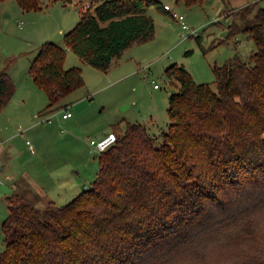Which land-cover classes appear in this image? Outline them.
Segmentation results:
<instances>
[{
    "label": "trees",
    "instance_id": "trees-1",
    "mask_svg": "<svg viewBox=\"0 0 264 264\" xmlns=\"http://www.w3.org/2000/svg\"><path fill=\"white\" fill-rule=\"evenodd\" d=\"M16 1L22 10L41 7ZM89 5L62 44L43 43L29 64L48 99L40 114L84 85L81 67H64L67 49L106 72L153 36L148 7L166 11L160 0ZM242 19L228 25L226 39L242 32L256 48L249 61L235 54L215 65L214 88L182 64L166 68L175 90L159 142L139 122L114 125L96 178L70 201L38 206L19 193L5 197L0 264H264V7ZM14 89L1 70L0 112Z\"/></svg>",
    "mask_w": 264,
    "mask_h": 264
},
{
    "label": "rangeland",
    "instance_id": "rangeland-1",
    "mask_svg": "<svg viewBox=\"0 0 264 264\" xmlns=\"http://www.w3.org/2000/svg\"><path fill=\"white\" fill-rule=\"evenodd\" d=\"M160 1L183 14L185 22L198 30V36H188L189 31L181 27L170 11L151 5L147 14L154 21L153 36L131 45L108 71L82 62L67 49L64 67H81L84 85L69 93L57 108L67 103L72 116L61 122L55 118L53 123L39 121L41 114L37 112L44 110L48 99L33 82L28 67L43 43L62 44L64 32L75 25L80 10L88 8L91 0H39L41 7L32 10H22L16 0L0 2V71L8 72L16 85L9 107L18 105L27 112L22 120L12 124L3 120L7 110L0 113L7 185L11 186L14 180V184L19 183L26 172L39 176L40 183L46 185L55 177L61 180L64 177L72 184L79 167L78 184H72L67 193L64 189L60 192V186L55 188L60 193L54 195L55 204H65L78 193L75 188L82 190L96 178L99 152L89 144L90 139L111 132L114 125L124 130L127 122H139L157 142L161 140V133L169 123V95L175 90L174 78L166 73L168 66L175 62L182 64L197 83H208L214 88L215 65H222L235 54L249 61L256 48L253 39L242 32L226 39L228 25L241 26L242 17L252 16L263 8L264 0H201L190 7L175 0ZM123 59L128 62L120 64ZM11 174L14 179L10 180ZM46 174L48 178L44 177ZM7 213L2 200L0 251L5 245L1 224Z\"/></svg>",
    "mask_w": 264,
    "mask_h": 264
},
{
    "label": "crops",
    "instance_id": "crops-1",
    "mask_svg": "<svg viewBox=\"0 0 264 264\" xmlns=\"http://www.w3.org/2000/svg\"><path fill=\"white\" fill-rule=\"evenodd\" d=\"M163 5L164 4H168L167 2H162ZM170 5V4H169ZM171 6V5H170ZM80 10V9H79ZM167 11V10H166ZM169 11V10H168ZM66 32V31H65ZM64 32V33H65ZM64 35V34H63ZM133 45V44H132ZM131 48V45L126 48L124 52H126L127 50H129ZM122 53V54H123ZM36 55V54H35ZM34 58V57H33ZM129 58H133V56H130ZM124 60V61H123ZM120 64H124V62H128L127 59H123ZM123 62V63H122ZM133 71V69H132ZM8 73V72H7ZM9 74V73H8ZM10 75V74H9ZM16 91V85H15V89H14V93ZM13 96V95H12ZM32 96V94H31ZM25 100L23 99V102H21L22 104H24ZM9 102L7 103V105L4 107V109L0 112V113H3L5 112V110H7V116L3 118V120L6 122V123H9V124H12L13 122H19L20 120L23 119L24 115L27 113L25 111V107H19L18 105H10L9 107ZM47 105V104H46ZM68 107L67 103L64 104ZM21 108H24V109H21ZM37 110V108L35 109ZM34 110V111H35ZM33 111V110H32ZM39 113V111L37 112V114ZM43 113H47L46 112H43ZM72 116V115H71ZM70 116V117H71ZM55 118L57 119L58 122H61L63 120H67L69 119L68 118H62L60 115H57L55 116L51 121H45L47 123H53L55 121ZM16 120V121H15ZM40 121V120H39ZM39 122L37 121L36 123H33V125L35 124H38ZM23 131V130H21ZM110 132V131H109ZM106 134V133H105ZM104 133L102 135L99 136V138L101 136H103ZM33 148V147H32ZM6 152V149L3 147V145L0 143V202L2 200H5V197L9 194H12V193H19V194H22L24 195L25 197H27L28 199H30L32 202L34 203H45L46 201H53L54 202V198H55V193L59 196L60 193L58 192V190H55L56 187L60 186L59 188V191L62 192L63 189L66 191L65 193H67V190L68 188L73 184V186L75 184H78L79 181H80V178H77L79 175H80V171H79V167L76 169V173L77 175L72 178V181L73 183L71 184L70 180L68 179H65L63 177V179L61 180V178H51L49 181V183L47 182V185H46V182L44 183H40V181L38 180L39 176H36L34 174H31V172H26L24 174L23 177H21V181H19V183H16L14 184V181L13 183L11 182V186L7 185V183L5 182L6 181V176L4 175L6 173V170H5V157H3V153ZM33 152H34V149H33ZM98 161V160H97ZM30 173V174H29ZM97 173V171H96ZM49 177L48 174L44 175V177ZM8 178L11 180V179H14V176L13 174L9 175ZM80 188H75V190L78 191V193L81 191L79 190ZM83 189V188H82ZM54 196V197H53ZM55 203V202H54ZM6 204V203H5ZM57 205V204H56Z\"/></svg>",
    "mask_w": 264,
    "mask_h": 264
},
{
    "label": "built area",
    "instance_id": "built-area-1",
    "mask_svg": "<svg viewBox=\"0 0 264 264\" xmlns=\"http://www.w3.org/2000/svg\"><path fill=\"white\" fill-rule=\"evenodd\" d=\"M166 10H169L174 17L178 19V21L181 24V27L183 29L188 30V36L195 35L198 36V30L196 28H191L186 22L185 17L183 14L178 13L172 9V7L169 4L163 5ZM156 87V84L154 85ZM60 115L62 118H68L72 115L71 111L68 109L67 106H64L60 109H55L47 113H41V116L39 117L40 121H51L54 116ZM116 140V134L114 132H108L101 136L98 139H90L89 144L98 152L104 151L109 146H111ZM28 142V141H27ZM31 151H33V148L30 146Z\"/></svg>",
    "mask_w": 264,
    "mask_h": 264
}]
</instances>
